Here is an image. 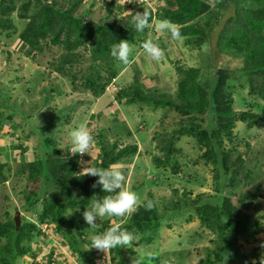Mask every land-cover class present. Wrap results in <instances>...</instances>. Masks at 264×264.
<instances>
[{
	"label": "trees",
	"instance_id": "obj_1",
	"mask_svg": "<svg viewBox=\"0 0 264 264\" xmlns=\"http://www.w3.org/2000/svg\"><path fill=\"white\" fill-rule=\"evenodd\" d=\"M90 1L18 0V3H15L13 0H0V51L7 54L8 58L10 56L8 54V48L14 43L17 45L21 43V45L25 46L24 49L29 50L28 52L30 54H35V52H40L42 47L46 46L49 41L51 44L58 46L60 52H64L60 54L56 63H49L48 67L50 72L47 77L54 78L50 80L55 82L57 81V77H55L56 73L58 80L64 78L70 84H74L75 81L79 80L82 81V84L80 82L81 88L88 90L94 96L101 94L106 83L115 77L117 73V69L111 68L110 66L113 62L112 56L110 55L112 46L120 40L136 43L141 38L134 40V27L130 29L131 26L128 25L119 28L116 20H125V18H121L123 16L122 13L112 12V7H108L106 12L114 15L115 19L112 18L105 21L109 15L104 22H101L99 18L92 19L96 1ZM157 1L158 4L153 8L147 5L143 7L137 5L134 8L136 12H150L153 20L169 19L179 25L181 33L187 37L183 41L185 45H191L199 37H201L202 42L208 40V37L204 39L201 36L206 29H201L197 24L192 22L205 18L204 23L206 19H212V15L208 13L209 0H170L172 4L169 7L167 3H162L165 0ZM61 2H63L62 5ZM81 2H87L86 7L82 10L78 8ZM221 4L222 2L219 1L216 3V6L219 7ZM101 7L103 5H100ZM226 7H230L233 11H231V14L229 12V15L223 18V23L220 28L221 31L216 40L219 50L218 56L221 55L220 53H224L230 58H235L237 63L233 67V70L237 73H261L264 71V0H230V3ZM226 7L221 8L214 15L212 23L208 25L210 30L217 28L221 20L219 17L226 15ZM130 8L131 5L126 4L125 10ZM16 9L17 13H14L13 10ZM10 39H13L10 43L6 42V40L10 41ZM160 39L161 37L157 38V42H160ZM207 48L209 51L211 50L209 46ZM83 55H88L91 62L87 70L88 75L82 78L80 75L78 76V73L75 74L72 72L73 70L71 72L74 74H69L70 67L68 65H73L79 58H83ZM7 62L11 63L12 60L8 58ZM218 62L211 59L208 66L210 70L207 73L203 72L201 67H177L178 76L176 87L169 94L163 91H157V89V93H155L154 86L146 78L141 83L139 69L132 76L130 85H125L123 86L124 88H117L115 91L113 89V91L116 98L124 99L125 103L146 104L151 108L161 107L162 111L165 112L163 113L165 117L170 114L173 117L171 123H167L162 118L160 123L154 127L155 134L153 133L152 136H157L158 132L160 134L167 133V141L161 145L158 144L159 151L161 152H159V155L152 153L150 150L149 154H151V161L153 163L155 162L158 167L165 168L166 164L169 163L168 160L174 158L173 136L175 134L187 135L198 143L200 150H203L199 154L198 159L213 164V171L217 172L220 179H222L220 182L224 181L232 189L238 186L241 181L243 182V179L246 181L243 184H249V181H252L254 176H250V170L243 172L244 167H241L245 161L243 156L238 158L234 166H228L229 157L224 151V141L233 142L235 139L233 127L236 120L241 122H245L247 118L254 120L259 118L260 114L257 112L252 113L250 109L235 113L231 107L232 99L230 91L226 90V95H218V91H214L218 83H222L220 88H224L225 77L228 79L225 74L228 71L225 72L224 68ZM17 68L11 67L10 64L6 66L5 70L0 71V93L7 87V85H3L4 82H7L11 86V88L7 87L9 92V89H12V91L16 89L14 87L19 80H23V83H29L31 81L30 77L15 73V69L17 70ZM103 69H107L108 71L106 77H102L103 71L101 70ZM44 77L46 76L43 71L39 69L34 77V83L38 84ZM59 84V82L54 83L50 89L42 88L44 87L42 86L41 93L47 96L49 92L57 88L55 94L60 95ZM116 87L117 84L114 88ZM46 89L49 91L45 92L44 90ZM0 108H2L1 104ZM0 112L4 114L3 111ZM176 115L179 117H176ZM10 116L11 112L7 117L10 118ZM173 121L176 122L173 123ZM145 122H147L145 119L142 120L143 126ZM165 124H169L167 129L165 128ZM215 124H218L217 127L222 128L223 132H219L216 128L214 129ZM170 126L171 128H169ZM94 136L98 139L97 143L100 148L99 162H94L95 167L108 168L109 165L119 163L122 157L128 160L137 150V144L134 142L125 144L120 148H117L116 141L111 145L103 146L101 143L103 136L100 132L95 133ZM53 142L50 141L51 147L49 144V147L52 149L54 148L52 146ZM45 143L44 138L41 146L42 148L44 147V152L46 153L49 147ZM230 151H236L235 147L230 148ZM262 154L261 152V156ZM50 162L52 166H56L57 170H63V173L67 175L73 173L76 167L75 162L63 163L58 158L56 161L54 160V163L52 161ZM230 162L232 163V161ZM24 166H27V168ZM24 166L23 170H19V174H25L27 180H32L38 183L39 186L36 193L34 191L29 194L26 193L25 187L24 189L20 188L17 192L18 195L25 196L24 199L20 200L23 202V209L25 208L23 211L28 212V208L34 205L40 199L39 197L42 198L41 202L44 201V204H41L42 208L39 211L35 212V209L32 210L36 214L34 220H25L22 218V215H19V220H23L22 222L26 226L25 230L22 228L23 224L16 227L14 219L6 220L0 224V239L1 237L4 239V243L0 244V264H16L17 258L24 255L30 249V244L29 247L22 245L18 248L19 242L27 238L31 233H33L35 238L39 236L41 234L39 224L42 222L48 220L47 222L54 223L57 232L61 230L60 227L65 223L70 225L75 224L70 218L66 219L63 217L65 209L64 206L57 203V195L50 196L52 194L50 192L48 198H46L45 189L50 187L48 183L53 184L55 182L56 186L61 185L62 182L79 185L81 194L84 193L83 198L79 201L80 208L90 205V199L94 195L97 196L96 198L107 195V193L101 191L99 185L96 188H92V185L98 177L86 179V177L78 176L73 179L71 176H67L61 182L60 179L55 178L56 175L52 167L44 165L41 161L26 162ZM5 167L4 164L0 163V183L8 180L12 176L9 172L5 171ZM170 170L172 173H176L179 168L174 163L173 165L171 164ZM45 173H49V176L52 175L53 178L50 176V179H45L44 183L43 175ZM126 173L127 171L125 170L124 174L126 175ZM255 183L243 192L241 191L240 197L236 202L232 201L231 198L230 200L224 198L221 193H218L216 196H210L198 202L195 200L193 205L184 204L185 207L180 209L178 208L180 200H178L172 202L170 209L162 215H155L153 210L146 211L142 205L130 219V225H134L136 229L142 232L136 240L137 247L134 246V249H125V253H122L120 248L112 249V252L117 256V264H132L133 259L136 257L135 252H143L139 245L155 240V234L152 231L155 227H159L161 224V226L169 227L167 221L170 219H176L178 221L177 218L179 216H187L186 220L191 221L193 211H202L201 220L206 225L210 223V226L214 227L217 231L218 247L215 256L212 257L215 263L221 262L224 257L230 259L240 257L243 253H240L238 246L232 249L235 238L240 236L245 241L249 240L252 235L263 233L259 225L263 224L260 222H264V215L262 217L250 218L247 213L248 208L253 205L252 200L254 199L256 202L257 199H261L258 196L260 193L257 187L258 184L256 183V185ZM41 184L44 186L41 187ZM16 187H18L17 184L11 185L12 190ZM176 192L177 190L174 191V193ZM58 195L62 194L59 193ZM12 201L14 199L8 200L7 202L12 204ZM27 206L28 208H26ZM180 206L183 207L182 200ZM7 214L6 216L9 215ZM123 227L127 228V225H123ZM205 261L208 264L209 258H206Z\"/></svg>",
	"mask_w": 264,
	"mask_h": 264
},
{
	"label": "rangeland",
	"instance_id": "obj_2",
	"mask_svg": "<svg viewBox=\"0 0 264 264\" xmlns=\"http://www.w3.org/2000/svg\"><path fill=\"white\" fill-rule=\"evenodd\" d=\"M13 1L18 3V0ZM88 1L91 2L90 0ZM95 1V6L103 5V9L102 11L96 9L92 19L99 18L101 22H104L108 15L109 17L105 21L114 18V15L111 13L107 14L104 10L108 0ZM116 1L117 0H109L112 5H116ZM219 1L222 2V4L217 7L216 3ZM86 3L81 2L78 5V8H80V10L84 9L87 5ZM162 3H167L168 7L172 4L170 0H165V2L163 1ZM228 3H230V0H209L208 13L212 15V19H206V22L204 23L203 21L205 18L192 22L197 24L201 29H206L204 34L201 35L204 39L208 37V40H204V42H202L201 37H199V39L194 40L191 45H185L183 41H173L170 38V35H162L156 31L155 27L152 29H146L143 33H138L136 31L133 33L136 37H134V40L141 38L140 40L143 41L146 39H152L154 42H157V38L161 37L159 40L160 42L157 43L160 44L161 48L164 49L165 47V52L167 50L171 54L170 58H172V60L170 64L167 59L159 63L150 61L143 54L142 49L140 48L143 42L139 44L137 41L135 46L140 54L136 57V60L139 63L132 64V66L129 67L131 72H129L130 70L127 72L128 68L119 66L115 61H113L110 66L111 68L116 67L119 69V74L116 78L117 87H121L125 84L130 85V75H134L135 71L139 69L141 83L143 80L145 81L146 76L151 75L154 78H148L151 80V83L158 82V79H160V83L158 85L152 84V86H154V90L156 91L157 89V91H163L169 94L172 93L176 87V76H178L177 67L182 68L186 65L201 67L203 72L207 73L210 70L208 67L209 61L211 59L219 61L218 63L222 66V68H224V71H228L225 73L228 79L225 77L224 88L226 89L220 88L222 83H218L214 91L216 92L217 90L218 95H226L227 91H230L232 99L231 107L235 113L250 109L252 113L257 112L260 114V117L254 120L249 118H247L245 122L236 120L233 127L235 139L233 142H228L227 140L224 141V151L229 157L228 166H234V163L237 162L238 158L243 156V159L245 160L244 164L241 166L244 167L243 172L250 170V176H254V179L249 181V184H243L245 181L243 179V182L241 181L238 186L230 189L229 185L224 181L220 182L222 179H220L217 172L213 171V164L208 161L198 159L199 154L203 151L200 150L198 143L190 136L179 134H175L172 138L175 151L174 158L170 160L172 165L174 163L177 164L179 168L178 172L175 174L171 173V164H168L167 168H165V177H167V180H165L168 185L164 184L161 186H153L148 184L150 179L147 177L143 178L141 175H145V172H148L147 175H152L155 172L149 158L151 155L149 154L150 150L152 153L159 155L160 151L158 144L161 145L167 141V133L160 134V132H158L157 136H152L155 131L154 127L160 123L162 118H164L167 123H171L173 120L171 114L167 115L166 113L167 116L165 117L163 115L165 112L162 111L161 107H154L157 108L154 109L146 104H128L124 102V99H121L118 103H116L112 100V95L109 90H106L99 97L93 98L92 94L88 90L81 88L80 82L82 84V81L79 80L75 81L74 84H70L64 78H60L59 80L56 79L57 81L53 82L50 79L54 78L47 77L50 72L48 65L50 62L56 63L60 54L64 51L60 52V48L51 44L49 41L46 46L42 47L40 52H35V54H30L28 51L22 50L24 47H18L21 46V43L18 45L14 43L10 46V48H8V54L10 55L8 58L12 60L11 63L7 62V54L0 51V71L5 70L6 66L11 64V67H20L17 68V70L15 69V73L18 75L23 74L26 77L31 78L29 83H23V80H19L15 84V87L13 86L16 89L13 91L12 89H9V92L7 87L11 88V86L8 85L7 82H4L3 85H7V87H5L0 93V104L3 108H0V111L4 112V114H0V123L3 127H7L3 137L8 138L14 136L15 138H19L18 141H11L10 145L0 144V150L3 151V153L1 151L0 152L5 157L4 161L9 163L6 165V168H4L5 171H16L17 174L20 175L19 170L21 171L23 169L20 163L22 161L24 166L26 162L22 159L21 153H16L13 149L25 147L24 140L27 138V135H29V132L34 133L35 136L41 135L43 138H52L55 141L54 146L61 152V154L68 156V146H66L65 143L66 141L69 142V140H67L65 135H61V132L64 131V127L69 129L72 128L73 121L69 120L66 115L61 116L59 114L61 109L59 101L64 103V105H68V103L71 102V104L73 103L71 107L73 112L75 114H79V118L83 122V125L87 126L92 134L93 131H100V134L103 136V139L101 140L103 146L111 145L115 139V134H119L121 137L116 138L120 140L122 139L125 144L133 141L138 143L140 147L139 156L133 161V165L130 161H128L127 163L130 164H128L127 168L123 167L124 171H127L126 175L124 174V187L137 192L144 200L155 201V207L157 210L154 211V213L156 215H161L164 209L167 212L170 209L172 202L180 200L181 203L182 200L183 207H181L179 203L178 208L183 209L185 207L184 204L193 205L195 200L198 202L209 198L210 196H216L218 193H221L224 198L229 200L231 198L232 201L236 202V200L240 197V192H243L255 182L258 184L257 185L255 183L261 195H264V71L261 73H237L233 70V67L237 63L235 58H230L224 53H220L221 55L218 56L219 50L216 43L217 36L221 31L220 28L223 23V18L229 15V12L231 14V11H233L230 7H226ZM62 4L63 2H61V5ZM224 7H226V15L219 17L221 20L217 28L210 30L208 25L212 23L214 15ZM13 11L14 13H17V9ZM123 17L125 20H116L119 28L129 25L131 26L130 29H132L134 27L132 24V15L129 16L124 13L121 18ZM12 40H6V42L10 43ZM208 46L211 48L210 51L207 48ZM69 52L73 53L72 51ZM88 57V55H83V58H79L73 63V65L70 66L66 64L70 67V69L68 67L69 74L78 73V76L80 75V77L85 78L88 75L87 70L91 65ZM39 69L40 71H43L46 77H44L38 84H35L34 77ZM101 71H103L102 77H106L108 75L107 69H103ZM47 78H49V80H47ZM127 80L129 81L127 82ZM57 82L61 84L59 89L61 94L58 97L59 101H56V112L50 108L32 112L33 108L39 107L41 104V108L54 104L51 97L57 88H55L54 91L49 92L47 96H44V94L41 93V90L42 88L50 89V87ZM44 91L46 92L49 90L46 89ZM157 91L155 93H157ZM109 102H111L112 108L109 111H105V107ZM10 112L11 116L9 118L7 116L10 115ZM91 112L93 114H90ZM89 114L91 117H89ZM176 117L179 116L176 115ZM144 119L147 121L144 123L145 129H141L142 126L139 125L142 124V120ZM175 122L176 121H173V123ZM169 124H165L166 129ZM250 124L252 125L250 126ZM138 126L139 128L141 127V130H138ZM217 126L218 124H215L214 129L216 128L219 132H223L222 128ZM169 128H171V126ZM22 132H25V134H22ZM32 139V147H36V150L34 151L35 154L32 156L30 155V158H35V161H41L44 165L52 167V170L56 175L55 178H59L62 182L67 175L63 176V171L57 170L55 165L52 166L50 160L40 159L44 152L41 147L42 142L39 144L36 137ZM233 146L236 151H230V148ZM96 149H98V151ZM94 150H96L99 155L100 148L98 143H96ZM261 152L263 153L262 156ZM246 155L248 156L246 157ZM134 157L136 156L131 157V159H134ZM94 158H96V154H93L92 159ZM178 161L182 163L178 164ZM230 161H232V163ZM24 167L27 168V166ZM83 167H85V165L80 164L77 166V170L81 171ZM92 167H95V164H92ZM22 175L24 180L21 177L20 179L18 176L13 175L7 180L6 184L0 185V224L4 223L6 220L13 219V215L16 211H19V215H22V218L25 220H34L36 215L35 212L41 209V204H44V201L40 203L41 200H38L30 208H28V206L26 207L28 208V212L23 211L25 208L23 209L24 205L20 200L24 199L25 196L23 197V195H18L17 192L20 188L24 189L25 187L26 193L29 194L32 193V191L36 193L39 185L32 180H27L25 174ZM50 176L53 177L52 175ZM50 176L49 173H45L43 175V182L45 183V179H50ZM12 184H17L18 187L12 190ZM48 185H50V187L45 189L46 198H48L50 192H52L50 196H53L54 194L57 195V203L64 206L65 209L63 217L66 219L70 218L71 220H75L76 218L74 225L65 223L61 228L65 233H70V236L65 233L61 234L74 253H81L84 241L80 240V237L76 234L77 230L80 229L82 231L94 233V229H88L89 226L85 223L82 217V212L90 205L81 207L83 208V211L81 210L79 207V201L83 198L84 193L81 194L80 192L69 190V185H71L70 183L62 182L61 185L56 186L54 182L53 184L48 183ZM43 186L44 185L41 184V187ZM172 189H176L177 192L171 193ZM147 192H153L151 193L152 198L146 194ZM59 193L62 195H58ZM263 198L264 196L261 199H257L256 202L254 199L252 200L253 205H251L247 210L250 218L257 216L262 217V215H264ZM11 199H14L12 204L7 202ZM17 208L22 209L18 210ZM33 209H35V212L32 211ZM6 214L8 216H6ZM201 216L202 211H193L191 221L186 220L187 216H179V218H177L178 221L176 219H170L167 221L169 227L161 226V224L158 227L159 229L152 230L155 234V240L150 243L144 242L139 245L143 252H135L136 257L142 256L147 250L154 253L156 257L152 264H206V258H209L208 264H261L262 257V261H264V233H262L252 235L249 240L245 241L240 236L236 237L234 243L232 244V249L235 246H238L240 253H243V255L236 259L224 257L221 262L215 263V261L212 260V257L215 256V252L218 247L217 231L214 227L210 226V223L206 225L205 222L201 220ZM22 221L19 220V226L23 224ZM99 222L100 221H97V223ZM260 223L263 224H260L259 228L264 231V222ZM53 224L54 223H50V225H46L42 223V230H47V228L49 226H53ZM22 228L25 230L26 226L23 224ZM128 230L134 231L137 238L140 237V234H142V232L134 226H130ZM49 232L53 231L51 230ZM90 233L88 235H90ZM31 241H35L33 233L29 234V236L24 240H21L18 248L22 245L29 247ZM2 243H4V239L1 237L0 244ZM120 249L125 253V248ZM39 251L40 249H37V253ZM87 253L88 252L85 251L84 254ZM126 254L128 253L126 252ZM126 254L124 255L127 257ZM40 260L41 258H38L39 262ZM87 260L88 258L82 260V264H85ZM55 262H60V259L57 258Z\"/></svg>",
	"mask_w": 264,
	"mask_h": 264
},
{
	"label": "clouds",
	"instance_id": "obj_3",
	"mask_svg": "<svg viewBox=\"0 0 264 264\" xmlns=\"http://www.w3.org/2000/svg\"><path fill=\"white\" fill-rule=\"evenodd\" d=\"M115 3L116 5H112L108 0L106 3L105 9H107L108 7H112V12L115 11V12H119L122 14L125 13V15H129V16L132 15V24L134 25V29L136 32L143 33L146 29H152L153 27H155L156 31H158L162 35H170V38L173 41L182 42L185 39H187V37L181 33L180 26L173 23L169 19H161V20L153 21L150 12H147V11L136 12L135 8L132 6L130 9L125 10L126 4L120 3L119 0H117ZM107 14L109 13L107 12ZM139 44H141L140 48L142 49L143 54L150 61L159 63L166 59L165 50L161 48L159 43L154 42L152 39H146L144 41L140 40ZM20 47L25 48L24 45H21ZM24 48L22 50L29 51L28 49H24ZM139 54L140 53L137 51L135 43H131L127 40H120L118 43L114 44L110 50V55L112 56V59L114 58L115 62L119 66H123L126 68L131 67L134 61L135 62L137 61L136 57ZM171 60L172 58H169L167 60L169 64ZM186 66H190V65H186ZM115 69L117 68L115 67ZM118 71L119 69H117V72ZM129 72H131V70ZM55 77H57L58 79V75H56ZM116 78L117 76L111 78L110 81L106 83V85L104 86V90L101 94H103L106 90H109L112 95V100L118 103V101H120L121 99L116 98L114 91L117 88H124V87L119 86V87L114 88V86L117 84ZM176 81H177V76H176ZM59 86H61V84H59ZM101 94L97 96H94V95L92 96L93 98H97ZM58 97L59 95H56L54 93L53 96L51 97V100L53 101L54 104H52L51 106H46L42 108H41V105H42L41 104L39 107L33 108L32 112H37L39 110H44L46 108H50L54 112H56V105H57L56 101H59ZM59 104L61 105L59 114L61 116L66 115L69 120L73 121L72 128L69 129L67 127H64L63 129L64 131L61 132V135H65L67 140H69V142L66 141L65 143V145L68 146V156H64L61 154V152L54 146L55 141L52 138L47 140L48 137H45V142H46L45 144H47L49 147L50 141H54L52 143V146H54V148L53 149L50 148L51 147V144H50L49 150L46 153L43 152V155L40 157V159L41 160L48 159L52 161L53 163H54V160L56 161L57 158L62 160L63 163L75 162L76 164L75 170L73 171V173L70 174V176L73 179L78 176L86 177V179L90 177H98V179L92 185V188H96L99 185L101 188V191L104 193H107V195H104L101 198H96L97 196L94 195L90 199L91 200L90 206L88 208H85L84 211H83V208H81V210L83 211L82 217L85 223L89 226L88 229H94V233H90L88 231H82L80 229L77 230L76 234L80 237V240L84 241V246L82 248L81 253H74L70 249L68 243L65 241V238L61 234V233L64 234L65 232L62 231V229L59 232H57L55 228V224H53V226H49L47 230H42V227H41L42 223L46 225H50V223H52V222L45 221L39 224L41 234H39V236L35 238V241L30 242V247H29L30 249L24 255L17 258L16 264H46L48 257L51 259V261L50 263H47V264H63V261H66L68 258L76 259L79 256H83L84 259L88 258L85 264H93V263H90L91 261L92 262L95 261V264H117V256L115 255L114 252H112V249L114 248L134 249L136 247L135 242L137 240V235L135 234L134 231L128 230L130 226L131 227L134 226V225H130L131 217L138 211V209L142 205L146 211L153 210L154 212L157 210V208L155 207L156 206L155 201L144 200L141 198V196L137 192L124 187L125 175L123 173V167H127L128 164L130 163H132L133 165V161L140 154V147L136 141H133L134 143L137 144V150L135 154L132 155V157L136 156L134 157V159L133 158L131 159L130 157L127 160L125 157H122L119 160L120 161L119 163L109 165L108 168L92 167V164H94V162H97V163L99 162L98 160L99 155L96 152V150L98 151V149L94 150L98 139L94 135L95 133H98L100 131L98 130L95 132L93 131V134H92V132L88 129V127L83 125V122L79 118V114H75L71 108L73 103L71 104L70 102L68 103V105H64V103H61L59 101ZM111 108H112L111 102H109L105 107V111H109ZM105 111H102V112H105ZM90 114H93V113L91 112ZM90 114H89V117H91ZM85 115H86V112H85ZM139 126H142V128L140 127L141 129H145L143 124ZM139 126H138V130H141ZM6 130H7V127H3V125L0 123V138L2 139V141H5L6 145H10L11 141L19 140L18 137L15 138L14 136L8 137L6 138L7 140H4V138L1 136H3ZM22 134H25V132H22ZM114 136H115L114 141H116L117 143V148H120L123 145H125L122 139L120 140L116 138V137H121L119 134H115ZM34 137L37 138V142H39V144H41V142L44 141V138L41 135L35 136L34 133L29 132V135H27V138L24 140L25 147L13 149L16 153H21L22 159L25 160V162L35 161V158L34 159L30 158L31 152L35 153L34 151L36 150V147H32V141H33L32 138ZM29 141H31V143H29ZM42 150L44 151V147L42 148ZM96 153H97L96 158L92 159L93 154H96ZM0 157L1 158L4 157L2 156L1 152H0ZM149 158L151 161V155L149 156ZM128 161H130V163H127ZM168 162H169L168 164H171L170 160H168ZM0 163L4 164L5 166L9 164L7 163V161H4V160L0 161ZM180 163L182 162L178 161V164ZM20 164L22 165L21 167H23L22 161ZM80 164L82 165L84 164L85 167H83L81 171H78L77 166H79ZM168 164H166L165 168H167ZM151 165L155 169L154 174L147 175L148 172H145V175H141V176L143 178L145 177L149 178L150 180L148 184H151L153 186H161L164 184L168 185V183L166 182L167 177H165L166 169L162 167H158L155 164V162L153 163L152 161H151ZM9 173L12 176L16 175L19 178L21 177L23 179V175L21 173L20 175H18L16 171L15 172L9 171ZM64 175H67V174L63 173V176ZM6 182L7 180L1 182L0 185H4L6 184ZM69 190H74V191L81 193L80 186L77 184L72 183L71 186H69ZM175 190L176 189H172L171 193H174ZM151 193L153 192H147L146 194L150 198H152ZM258 196L259 198H262L264 195H261V193H259ZM39 198H40L39 200L42 199L41 197ZM164 212H166L165 209L163 213ZM14 217H15V213L13 215V219ZM97 221H100V222L97 223ZM18 225H19V212H18ZM123 225H127V228H124ZM60 228H62V226ZM157 229L159 228L155 227L154 230H157ZM51 230L53 232H49ZM262 232L264 233L263 230ZM89 233L90 235H88ZM65 234L70 236V233L68 232ZM37 249H40L38 253H37ZM85 251H87L88 253L84 254ZM121 252L123 253V250H121ZM38 258H41L40 262L38 261ZM57 258L60 259V262L58 263L55 262ZM155 259L156 257L154 253L146 250L142 256L135 257L132 261V264H152V262ZM261 259H263V257ZM261 264H264V261L261 260Z\"/></svg>",
	"mask_w": 264,
	"mask_h": 264
},
{
	"label": "crops",
	"instance_id": "obj_4",
	"mask_svg": "<svg viewBox=\"0 0 264 264\" xmlns=\"http://www.w3.org/2000/svg\"><path fill=\"white\" fill-rule=\"evenodd\" d=\"M96 9L97 10H100V11H102V7L100 8V5L99 6H95L94 7V12L96 11ZM104 10H105V12H106V10L107 9H105V7H104ZM94 14V13H93ZM139 42V41H138ZM165 55H166V59L168 60L170 57H171V54L169 53V51H166L165 52ZM113 61H115L114 60V58L112 59ZM164 61V60H163ZM137 63H139L138 61H134V63L133 64H137ZM129 71V68L127 69V72ZM118 74H119V71L117 72V74H116V76H118ZM130 74V73H129ZM154 74H156V73H154ZM131 76V80H132V76L133 75H130ZM148 78H150V79H154L151 75H148L147 77H146V79H147V81H150L151 82V80H149ZM158 78V77H157ZM129 80H127V82H128ZM132 81H130V83H131ZM125 83V82H124ZM160 83V79H158V82H155V83H152L153 85H158ZM128 84V83H127ZM126 85V84H125ZM125 85H122L121 87H123V86H125ZM1 137H3V136H1ZM4 138V140H7L6 139V137H3ZM29 143H31V141H29ZM0 144L1 145H3V144H5V141H2V139L0 138ZM1 151V150H0ZM2 153H3V151H1ZM33 154H35V153H33V152H31V156L33 155ZM3 156V155H2ZM96 156H97V153H96ZM3 160H5V158L3 159V158H1L0 157V161H3ZM76 260H77V262H76ZM82 260H84V257L83 256H79V257H77L76 259L75 258H72V259H67L66 261H63V264L65 263V264H82ZM50 261H51V259L48 257V260H47V262H46V264L47 263H50ZM70 261H71V263H70ZM90 263H93V264H95V261H91Z\"/></svg>",
	"mask_w": 264,
	"mask_h": 264
},
{
	"label": "built area",
	"instance_id": "obj_5",
	"mask_svg": "<svg viewBox=\"0 0 264 264\" xmlns=\"http://www.w3.org/2000/svg\"><path fill=\"white\" fill-rule=\"evenodd\" d=\"M122 4H130L132 7H136L137 5L143 7L145 5L149 7H155L158 4L157 0H119Z\"/></svg>",
	"mask_w": 264,
	"mask_h": 264
},
{
	"label": "water",
	"instance_id": "obj_6",
	"mask_svg": "<svg viewBox=\"0 0 264 264\" xmlns=\"http://www.w3.org/2000/svg\"><path fill=\"white\" fill-rule=\"evenodd\" d=\"M14 219H15V223H16V227H17V225H18V212H15Z\"/></svg>",
	"mask_w": 264,
	"mask_h": 264
}]
</instances>
